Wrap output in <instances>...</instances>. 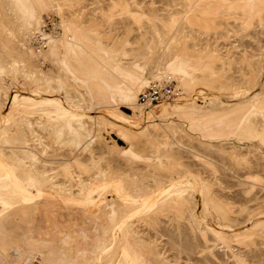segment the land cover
I'll return each instance as SVG.
<instances>
[{
	"label": "rangeland",
	"instance_id": "1",
	"mask_svg": "<svg viewBox=\"0 0 264 264\" xmlns=\"http://www.w3.org/2000/svg\"><path fill=\"white\" fill-rule=\"evenodd\" d=\"M2 68L0 264H264V0H0Z\"/></svg>",
	"mask_w": 264,
	"mask_h": 264
},
{
	"label": "built area",
	"instance_id": "2",
	"mask_svg": "<svg viewBox=\"0 0 264 264\" xmlns=\"http://www.w3.org/2000/svg\"><path fill=\"white\" fill-rule=\"evenodd\" d=\"M59 20L54 16L46 15L40 28L35 31L30 40L29 47L36 53H42L50 46L51 41L61 37ZM179 97V92L172 82L153 80L139 93L138 101L145 107L174 102Z\"/></svg>",
	"mask_w": 264,
	"mask_h": 264
},
{
	"label": "bare ground",
	"instance_id": "3",
	"mask_svg": "<svg viewBox=\"0 0 264 264\" xmlns=\"http://www.w3.org/2000/svg\"><path fill=\"white\" fill-rule=\"evenodd\" d=\"M48 50V49H47ZM46 51V50H45ZM44 51V52H45ZM44 52H42V53H44ZM10 71H15V73L16 72H18L19 71V69H18V65H17V63H15L14 65H13V67H11V70ZM10 71H8L7 69H0V77H7L8 76V73H10ZM13 75V74H12ZM32 77L34 78L35 77V75H32ZM48 81V80H47ZM139 105H140V107H144L143 109H147V111H149L148 112V115L145 117V121L147 120V121H154L155 119H158L159 117H164L165 119H170V117L172 116V115H170V114H168L166 111H161V110H159V108H153V109H150L151 107H154V106H159V105H153V106H150V107H145V106H143V105H141L140 103H139ZM160 107H165V106H160ZM176 109H181L182 108V106H176L175 107ZM132 109V108H131ZM256 113L257 114H261L262 116H264V110H257L256 111ZM140 112H138V111H136L135 109H132V113L130 114H127L126 113V115H128L129 117H132V118H135V119H137V118H140ZM160 114H162V116H160ZM80 121V120H79ZM83 121V120H82ZM28 122V121H27ZM81 122V121H80ZM81 125V124H80ZM83 125V124H82ZM77 126V125H76ZM78 127V126H77ZM146 127H147V125H146ZM261 136H260V138H261V140H264V122L261 124ZM126 129V128H125ZM145 133L147 132V131H144ZM115 140V139H114ZM4 149H5V147L4 146H0V153L2 152V151H4ZM8 161H10V162H12V161H17L18 163H21L22 165H24L25 167H27L26 166V161H24V160H22V159H17L16 160V157L13 155V153H10L9 155H8ZM32 169V168H31ZM32 173L34 174V176L35 177H37V178H39V179H42L43 181H50V183H51V185H50V188L51 189H56V190H61L62 191V189H60V187L59 186H57V185H55V183H54V181H53V178H48V177H46V176H44V174H42V173H39V172H37V171H35L34 169L32 170ZM84 185V184H83ZM85 186V188H87V185L85 184L84 185ZM79 191V190H78ZM168 213V212H167ZM157 216V215H156ZM159 217V216H158ZM160 218V217H159ZM157 221H158V218L156 217V218H154V224H157Z\"/></svg>",
	"mask_w": 264,
	"mask_h": 264
},
{
	"label": "crops",
	"instance_id": "4",
	"mask_svg": "<svg viewBox=\"0 0 264 264\" xmlns=\"http://www.w3.org/2000/svg\"><path fill=\"white\" fill-rule=\"evenodd\" d=\"M0 169H2L1 166H0ZM4 179H5V180H4ZM8 182H9V180H8V178L5 176L3 170H0V185H4L5 183H8ZM1 191H3L2 188H0V192H1ZM6 192H8V191H6ZM0 209H1V208H0ZM119 263H120V261H119ZM135 264H142V261L138 258V260L135 261Z\"/></svg>",
	"mask_w": 264,
	"mask_h": 264
}]
</instances>
